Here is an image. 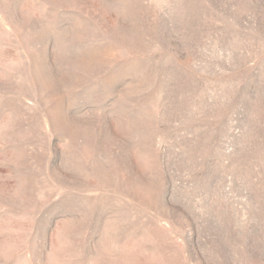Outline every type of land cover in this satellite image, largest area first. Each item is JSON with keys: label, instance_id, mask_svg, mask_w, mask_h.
I'll return each mask as SVG.
<instances>
[{"label": "rangeland", "instance_id": "rangeland-1", "mask_svg": "<svg viewBox=\"0 0 264 264\" xmlns=\"http://www.w3.org/2000/svg\"><path fill=\"white\" fill-rule=\"evenodd\" d=\"M0 264H264V0H0Z\"/></svg>", "mask_w": 264, "mask_h": 264}]
</instances>
